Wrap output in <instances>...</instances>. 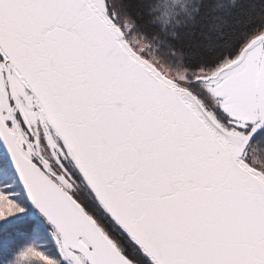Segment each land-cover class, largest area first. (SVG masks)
<instances>
[{
  "label": "snow or ice",
  "instance_id": "6c2138e0",
  "mask_svg": "<svg viewBox=\"0 0 264 264\" xmlns=\"http://www.w3.org/2000/svg\"><path fill=\"white\" fill-rule=\"evenodd\" d=\"M0 264H264V0H0Z\"/></svg>",
  "mask_w": 264,
  "mask_h": 264
}]
</instances>
